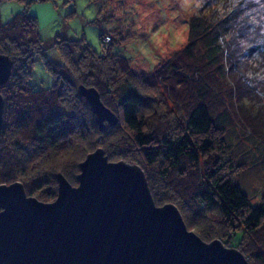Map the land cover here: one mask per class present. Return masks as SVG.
I'll use <instances>...</instances> for the list:
<instances>
[{
  "label": "trees",
  "instance_id": "trees-1",
  "mask_svg": "<svg viewBox=\"0 0 264 264\" xmlns=\"http://www.w3.org/2000/svg\"><path fill=\"white\" fill-rule=\"evenodd\" d=\"M256 5L254 0H203L188 20L186 44L151 72L135 71L112 44L99 52L84 37L57 38L59 58L49 57L35 14L17 12L4 22L0 13V52L13 59L11 75L0 86L4 97L0 184L20 180L27 193H35L39 184L52 182V188L38 190V198L49 201L58 191L53 170H62L77 184L79 163L96 148L103 147L114 161L133 156L144 169L157 204L175 203L188 227L202 238L210 236L202 220L211 213V222L226 227L217 237L238 247L252 264H264V192L253 203L236 180L235 172L244 163L236 159L226 137L235 110L259 98L254 78L264 64V25L257 21ZM38 57L53 76L49 88L31 83ZM79 83L97 88L103 102L120 111L115 124L100 129L91 106L76 90L74 100L84 111L76 113L64 104L66 93ZM156 85H164L172 101L179 103V122L172 126L154 122L143 111L144 86ZM254 113L259 115L260 107ZM243 114L251 129L264 135L254 115ZM118 131L121 136L115 143L121 149L110 140ZM101 133L105 142L99 146L96 137ZM78 139H87L86 144L79 146ZM259 141L264 143V136ZM36 163L46 171L47 164L52 165L55 180L37 173ZM156 166L158 182L151 172ZM68 169H73L71 174ZM32 177L37 179L35 191L26 188ZM163 183L166 191L161 194ZM239 231L241 237L234 243Z\"/></svg>",
  "mask_w": 264,
  "mask_h": 264
},
{
  "label": "water",
  "instance_id": "water-1",
  "mask_svg": "<svg viewBox=\"0 0 264 264\" xmlns=\"http://www.w3.org/2000/svg\"><path fill=\"white\" fill-rule=\"evenodd\" d=\"M13 59L0 52V86ZM100 128L118 118L94 86L80 84ZM0 92V136L4 122ZM73 184L57 172V196L29 195L22 181L0 184V264H252L221 238L203 239L173 202L157 204L144 169L110 160L103 147L79 163Z\"/></svg>",
  "mask_w": 264,
  "mask_h": 264
},
{
  "label": "rangeland",
  "instance_id": "rangeland-1",
  "mask_svg": "<svg viewBox=\"0 0 264 264\" xmlns=\"http://www.w3.org/2000/svg\"><path fill=\"white\" fill-rule=\"evenodd\" d=\"M202 2L203 0H2L0 13L4 22L17 12L27 10L35 14L49 57L59 58V52L54 44L57 38L84 37L99 52H102L103 46L112 44L116 52L128 57L135 71L151 72L158 65L174 57L186 44L189 34L188 20L198 11ZM256 2L257 5L254 9L258 11L257 21H261L264 25V0H254V3ZM101 3H103V7ZM100 8H103L101 12ZM97 17L98 21H96ZM104 32L103 40H101L100 35ZM256 74L257 79H254L258 81L257 86L260 87L259 98L258 96L253 97V100L246 101V107H238L235 110L234 122L226 133L232 153L236 159L244 163V166L235 172V178L242 184L245 192L250 195L253 203H258L262 192H264V143L259 141V138L264 135L257 134L251 129L246 123L243 112L254 115L253 120L258 121L264 130V104H260L264 103V64ZM31 83L36 88H49L53 83V76L46 68L42 57H38L35 62ZM79 84L75 89L66 93L71 101L68 98L64 101V104L70 106L71 111L76 113L84 111L77 104L78 100H74L73 91L78 92ZM144 93L147 96V104L143 111L151 117V120L160 123L163 121L170 126L179 122V103L172 101L164 85L144 86ZM82 100H86V98L83 97ZM258 107H260L261 113L256 115L254 112ZM113 111L120 115V111L116 109ZM92 117L95 118L96 115L93 113ZM104 123L106 128L110 126L109 121L105 120ZM96 125L99 124L96 123ZM103 136L104 134L101 133L96 137L99 146L105 142V136ZM120 136L118 131L110 140L115 143ZM88 137L90 138V136ZM78 140L79 146L85 145L84 142L87 141V139L84 142ZM113 145L117 149L123 148L119 143ZM132 153H134L133 150ZM127 160L137 162L133 156ZM38 163H36L37 166L35 164L36 169L39 170L36 172L46 173L54 180L53 171L64 173L60 169L52 171L53 167L52 165L49 167L50 164H47V170L50 171H46V169L40 168ZM62 165L64 164L61 163ZM156 167L151 172L152 177L158 182L161 174L158 173V166ZM72 170L68 169L67 173L71 174ZM78 173L79 171L75 175ZM36 180L33 177L28 180L26 188H33L32 191H35ZM165 184H162L161 190L159 188L161 194L166 191ZM39 186L41 188H37L35 193L28 194L38 197V190L52 188L53 184L50 182L39 184ZM158 204H161V201ZM210 215L211 213H208L207 218L202 220L203 229L207 232L211 231L209 238H203L207 241L218 238L216 236L218 232L226 231V227H223L221 223L219 224L217 221H212V223L208 218ZM189 228L193 229V227ZM240 237L241 232L239 231L235 236L234 243Z\"/></svg>",
  "mask_w": 264,
  "mask_h": 264
}]
</instances>
